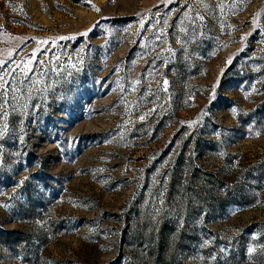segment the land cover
Wrapping results in <instances>:
<instances>
[{
	"label": "rangeland",
	"instance_id": "obj_1",
	"mask_svg": "<svg viewBox=\"0 0 264 264\" xmlns=\"http://www.w3.org/2000/svg\"><path fill=\"white\" fill-rule=\"evenodd\" d=\"M0 264H264V0H0Z\"/></svg>",
	"mask_w": 264,
	"mask_h": 264
},
{
	"label": "snow or ice",
	"instance_id": "obj_2",
	"mask_svg": "<svg viewBox=\"0 0 264 264\" xmlns=\"http://www.w3.org/2000/svg\"><path fill=\"white\" fill-rule=\"evenodd\" d=\"M164 83L166 84V83H167V81H164Z\"/></svg>",
	"mask_w": 264,
	"mask_h": 264
}]
</instances>
